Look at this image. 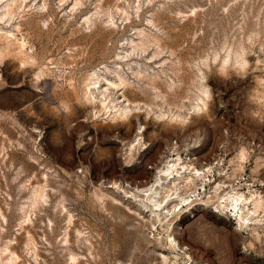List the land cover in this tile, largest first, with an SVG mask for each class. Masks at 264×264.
<instances>
[{
    "label": "rangeland",
    "instance_id": "1",
    "mask_svg": "<svg viewBox=\"0 0 264 264\" xmlns=\"http://www.w3.org/2000/svg\"><path fill=\"white\" fill-rule=\"evenodd\" d=\"M0 264H264V0H0Z\"/></svg>",
    "mask_w": 264,
    "mask_h": 264
},
{
    "label": "bare ground",
    "instance_id": "2",
    "mask_svg": "<svg viewBox=\"0 0 264 264\" xmlns=\"http://www.w3.org/2000/svg\"><path fill=\"white\" fill-rule=\"evenodd\" d=\"M174 164H170V165H166L167 167H165V168H163V169H161L159 172H158V174L156 175V179H155V182H153L150 186H147V187H145V188H143L142 190H157L158 191V189H157V186H162L164 183H165V181L166 180H168V179H170V186H171V188L172 189H174L175 188V184H176V182H175V177H176V175H178L179 174V172H178V170L176 169V167H175V165L173 166ZM175 171H177L176 173H175ZM200 172V171H199ZM196 173H198V172H195V173H192L193 175H195V176H197V174ZM200 175H201V173H199ZM182 175V174H181ZM199 175V176H200ZM186 180V179H185ZM166 187V186H165ZM170 188V187H169ZM173 191V190H172ZM233 196V195H232ZM167 198V197H166ZM185 199V198H184ZM183 199V200H184ZM247 199V197H245L243 194H241L240 196H236V200H237V202L240 200L241 202H242V200H246ZM165 200V199H164ZM163 200V201H164ZM168 200V199H167ZM233 200V199H232ZM163 201H159V202H157L156 201V205H158V206H161L162 205V203H163ZM238 204V203H237ZM235 207V206H234ZM220 208V207H219ZM239 214V216H240V212H238ZM241 218H242V215H241ZM241 218H240V221H241ZM245 222V221H244Z\"/></svg>",
    "mask_w": 264,
    "mask_h": 264
}]
</instances>
